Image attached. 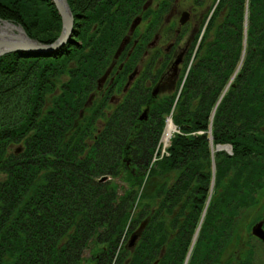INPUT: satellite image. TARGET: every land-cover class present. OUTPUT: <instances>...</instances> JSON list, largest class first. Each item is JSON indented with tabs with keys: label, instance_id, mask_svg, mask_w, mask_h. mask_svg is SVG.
<instances>
[{
	"label": "trees",
	"instance_id": "obj_1",
	"mask_svg": "<svg viewBox=\"0 0 264 264\" xmlns=\"http://www.w3.org/2000/svg\"><path fill=\"white\" fill-rule=\"evenodd\" d=\"M68 1L75 22L62 47L0 55V264H227L219 256L232 242L240 246L230 264H255L253 236L237 231V216L264 196V0H214L176 102L181 132L146 184L177 96L153 107L154 127L138 120L150 88L143 81L125 94L122 87L132 43H120L132 19L145 15L146 0ZM173 1L149 12L160 18ZM246 12V52L222 96L242 59ZM0 17L43 44L62 31L52 0H0ZM119 47L126 62L99 87ZM117 91L125 95L114 104ZM211 130L214 145L230 143L232 154L212 150ZM261 219L264 213L251 218L247 231ZM145 221L127 247V226Z\"/></svg>",
	"mask_w": 264,
	"mask_h": 264
},
{
	"label": "rangeland",
	"instance_id": "obj_2",
	"mask_svg": "<svg viewBox=\"0 0 264 264\" xmlns=\"http://www.w3.org/2000/svg\"><path fill=\"white\" fill-rule=\"evenodd\" d=\"M161 1L162 0H146V2L144 4V6H145L144 8L146 10L145 15L139 14L132 19L130 29L125 34V36L122 39V42L120 44L123 47V46H126L129 42H130V45L132 43V46L130 47V52H131V49L134 48V46H133L134 39L140 38V43L142 44V42H143V46H141V47L139 46L138 47L139 49L137 50V53H139V55H138L139 58H138L137 62H139L141 59L140 57L142 56L144 50L147 48V45L149 44L147 42L149 40H151V41L153 40L154 42L157 41V36H158L159 49H163L164 53L169 52V54H170L169 58L166 55H164V68H162L161 72L164 71L165 75H164V82H162V88L156 95L154 93H152L155 86H157V81L159 79L161 72L158 74L159 75L158 76L156 73L157 72L156 68H150L148 64H145L147 60H143V59H142V61H140L141 62L140 63L141 64V66H140L141 70L136 71L137 69L134 70V68L131 67L132 70L130 69V72L126 75V80L122 84V87H124V92L126 94L128 92L127 90L131 86L133 87L134 84L142 83L143 81L146 84H149V82H150V80H148V79H150L149 77L151 76L153 78V83L150 85L151 88L149 89V91H147V95H146L147 103H145L142 106V109L140 110V112L138 114V120H140V122L147 121V120H150V121L153 120L152 124L154 127L156 126L158 119H157V117H153L154 115H152L153 107L156 106L157 104L158 105L164 104V101L167 100L170 96L175 95V94L177 95L175 103H174L171 111L168 114H166V116H165L164 127L162 129V132L158 136L160 139V142H162V143L157 144V141H156V143L154 144V152L155 153L157 151L159 152L161 150L162 152H165L164 155H168V154L170 155V147H168V145H171V141H172L173 137L175 136V134L178 133V131H180L179 126L174 121V112H175L176 102H177V99H178V97L182 91V88H183L185 79L187 77L188 71L195 62V56H196L197 50L199 48V44H200L202 37L199 38V40L196 44L194 43V41L196 40V36L204 24L203 22L205 21L206 15L208 14V12L210 10L211 5H213L214 0H205L204 4H202V5H200V3H198L197 0H174L172 2L171 7L168 9V11L167 10L165 12L163 11L162 17L154 18L152 16V14L149 12V9L153 11L154 9H156L159 6ZM67 2L69 4L68 0H67ZM69 6H70V4H69ZM55 7H56V5H55ZM56 9H57V7H56ZM70 9H71V6H70ZM71 11H72V9H71ZM184 11L189 12L190 16H189V19L187 20V22L184 25H181L180 24V18L182 17ZM213 11H214V8L212 9V12ZM72 14H73V12H72ZM246 16H247V12L245 14V17ZM73 17H74V15H73ZM210 17H211V14H210ZM0 19L1 20H8V21L13 22L17 25H20V24L14 22L12 20H9V19H3L1 17H0ZM208 20H207V22H208ZM74 22H75V18H74ZM155 23H157V24H155ZM20 26H22V24ZM152 27H153V29L151 30ZM179 28H181L180 31H179ZM246 28H247V25H246V20H245V24H244V31L245 32H246ZM62 29H63V20H62ZM73 29H74V27H73ZM141 33H143V36H144V33H146V35L149 36L148 41H146V38L142 37ZM179 34H181V35L179 36ZM121 45H120V47H121ZM243 45H244V49H243V53H242L243 57L241 59V62L239 64L238 68L236 69L235 73L232 75L231 79L229 80L228 84L226 85V87L222 93V96L228 90L232 80H234L237 72L239 71V69L242 66V62H243L244 55L246 52V47H247L246 36L244 37ZM120 47L118 49L117 54L114 55L113 60L111 61V64L109 65V68L107 69L108 72L100 79L99 87H101L103 85L104 86L107 85L109 80L110 81L114 80V76L112 74L113 73L112 71L114 70V72H115V69H116V68H112L114 65L119 66L120 69L123 68V64H125L126 61L119 59V57L122 55L123 50H124V48H120ZM153 50H154L153 47L151 48L148 46L147 52L149 55L150 54L152 55V52H154V53L156 52L155 50L154 51ZM177 57L182 58V60L179 61L180 62L179 64L178 63L176 64V61H175ZM174 61H175V65H173ZM136 63L132 64V66L134 67L136 65ZM137 65H138V63H137ZM185 68H186V71L184 74ZM181 76H183V78H182V83L180 84L179 81L181 79ZM147 77H148V79H147ZM146 81H149V82H146ZM118 87H117V89H118ZM124 92L120 93V91H117V93H115L112 97V103L118 104L119 102H121L120 100H122L123 95H125ZM92 99L93 98H91L90 101H92ZM160 114L163 115L162 112ZM136 126H138V124ZM136 129H138V128H136ZM210 133L212 135V130L210 131ZM166 140H167V142H166ZM219 144H221V143H218L216 145H214V143H213V146L211 144L212 150H214V151L217 150V145H219ZM226 144L231 145L230 143H225L222 145H226ZM19 147H20L19 144H14V145H12L11 149L13 150V149H16ZM158 149H160V150H158ZM217 151H221V150H217ZM214 163H215V161H214V157H213V167H215V168H213V170H214L213 171V174H214L213 185H214L215 171H216V163H215V166H214ZM154 165L155 164H154L152 157H151L150 161H149L148 168H147V172L144 176V180H143L144 184L147 183V180L149 178V174L151 172V168ZM116 181H117V183L120 184L119 189H118L119 193L123 194L124 190H123L122 186L125 185L126 183L123 180H120V177L117 178ZM262 213H264V196H263L262 203L259 206L248 207L247 209L243 210L237 216V218H238L237 221H240L239 226L237 227V231H239L241 233V235H243L244 238H248L249 235L253 236L252 243H253V246H255V250H256L255 264H264V240L257 237L256 235H254L252 232V228H251V230H248L249 231L248 232L246 225L251 218H254L258 214H262ZM205 214H206V209L204 210V213L202 215V220L199 224L196 235H194L193 243H192L190 250H189V257L191 255V252L193 250L194 245L196 244V242L198 240L199 231H200L201 224L203 222ZM146 223H147V221L143 222L142 226L146 225ZM130 227L131 226H129V225L127 226L126 233H125L123 240H122L123 243L127 247L129 246V242H130L132 233L135 231H139L141 226L138 225L137 227L134 228L133 231H132V227L131 228ZM263 228H264V223H263ZM141 231H140V234H141ZM140 234L138 236V239L140 237ZM138 239H137V241H138ZM246 240L247 239H244V241H242L241 246H244L243 244H247ZM137 241H136V243H137ZM238 246H240V244H238ZM238 246L236 244H233V242L226 245V249L222 250V254L220 253L221 254L219 256L220 259H222L224 261V263L230 264L229 263L230 253L233 252L234 250H237ZM85 254H87V256H88L89 250H86Z\"/></svg>",
	"mask_w": 264,
	"mask_h": 264
},
{
	"label": "water",
	"instance_id": "obj_3",
	"mask_svg": "<svg viewBox=\"0 0 264 264\" xmlns=\"http://www.w3.org/2000/svg\"><path fill=\"white\" fill-rule=\"evenodd\" d=\"M52 1L56 5L59 11V14L61 15L62 20H63V29H62L60 36L57 38V40L53 42L52 44L40 43L39 41L31 38L22 26L17 25L8 20L0 19V22H8V24L10 23L17 28L16 31L12 33L0 32V55L13 52V51H23V50L53 51V50H57L58 48H60L61 46H63L65 43L69 41V39L71 38L73 34V27H74V17L70 9V6L67 0H52ZM189 16H190V13L187 11H184L182 17L180 18V23L181 24L186 23L187 20L189 19ZM246 25H247V22H246ZM178 61L179 59L176 60V63H178ZM210 140L213 146V141H212L213 136L212 135L210 136ZM217 150H226L229 153H233L232 146L229 144H226V145L219 144L217 145ZM214 166H215V163H214ZM104 179L105 177L102 180ZM263 223H264V220L257 222L253 226V229H252L253 234L261 238L262 240H264ZM144 226L141 225L139 231H135L132 233L131 239L129 242L130 247H133L135 245L138 239V236L140 234V231L144 228Z\"/></svg>",
	"mask_w": 264,
	"mask_h": 264
},
{
	"label": "flooded vegetation",
	"instance_id": "obj_4",
	"mask_svg": "<svg viewBox=\"0 0 264 264\" xmlns=\"http://www.w3.org/2000/svg\"><path fill=\"white\" fill-rule=\"evenodd\" d=\"M181 30V28H179V31ZM141 35H142V37L143 38H145L144 36H143V33H141ZM181 34H179V36H180ZM147 43H149L148 45H147V48H148V46L149 47H153L154 48V50L156 51L155 53L154 52H152V55L150 54H148V52H147V48L144 50V52H143V54H142V56L140 57L141 59H140V61H142V59L143 60H147L146 61V63L145 64H148L149 65V67L150 68H156V73H157V75L161 72V70H162V68H164V55H166L168 58L170 57V54H169V52H165L164 53V51H163V49H159V41H158V36H157V41H151V40H149ZM133 46H134V48L132 49V51H131V53H129V55H130V58L132 59V64H134V63H136L137 62V60H138V58H139V53H137V50L135 51V47H141V46H143V42H142V44L140 43V38H136V39H134V41H133ZM153 50V51H154ZM133 52H134V54H133ZM133 54V55H132ZM177 59H179V61H181L182 60V58L181 57H177L176 58V60ZM175 60V61H176ZM137 62L138 63V65H137V63H136V65L133 67L132 66V68H134V70H136V71H139V70H141V62ZM175 61L173 62V65H175ZM178 61V64L180 63ZM177 64V63H176ZM164 75H165V72L164 71H162L161 73H160V76H159V79H158V81H157V86H155V88L153 89V91H152V93H154L155 95L161 90V88H162V82H164ZM150 79H148V77H147V79L148 80H150V82L149 81H146V82H149V84H146L149 88H151V84L153 83V78L150 76L149 77ZM161 82V83H160Z\"/></svg>",
	"mask_w": 264,
	"mask_h": 264
},
{
	"label": "bare ground",
	"instance_id": "obj_5",
	"mask_svg": "<svg viewBox=\"0 0 264 264\" xmlns=\"http://www.w3.org/2000/svg\"><path fill=\"white\" fill-rule=\"evenodd\" d=\"M16 27L8 22H0V32L12 33L16 31Z\"/></svg>",
	"mask_w": 264,
	"mask_h": 264
},
{
	"label": "built area",
	"instance_id": "obj_6",
	"mask_svg": "<svg viewBox=\"0 0 264 264\" xmlns=\"http://www.w3.org/2000/svg\"><path fill=\"white\" fill-rule=\"evenodd\" d=\"M162 141V140H161ZM166 142H167V140H166ZM162 142H160L159 144H161ZM167 147V146H166ZM159 150V149H158ZM160 152H161V156H163L164 154H165V152H162L161 150H160ZM158 154V151H157V153H156V155ZM157 159V157H155L154 158V160H156Z\"/></svg>",
	"mask_w": 264,
	"mask_h": 264
}]
</instances>
